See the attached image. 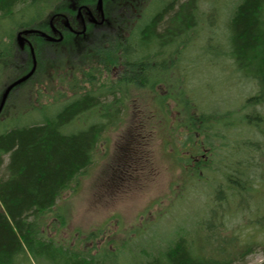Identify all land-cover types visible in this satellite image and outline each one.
I'll use <instances>...</instances> for the list:
<instances>
[{"label": "trees", "instance_id": "trees-1", "mask_svg": "<svg viewBox=\"0 0 264 264\" xmlns=\"http://www.w3.org/2000/svg\"><path fill=\"white\" fill-rule=\"evenodd\" d=\"M65 1L69 0H29L25 9L44 11L49 4L52 13L65 12L69 8ZM144 1L107 0L108 25L99 30L103 31L99 36L88 30L86 38L79 41L67 36L58 45L39 39L33 42L37 61L34 78H41L46 70L63 71L67 89L56 91L55 77L46 76L45 89L49 88L52 96L33 92L32 81L10 93L9 98L19 94L23 105L32 104L34 94L41 103L39 108L31 105L27 110L38 119L0 124V167L3 156H8L5 175L0 178V264H120V256L115 257L108 249L91 253L83 244L89 239H83L82 234L71 245L63 237L69 219L57 201L67 192L75 193L83 177H88L89 167L99 162V144L108 142L109 134L122 127L124 115H128L121 114L120 108L126 110L124 99L133 89L150 93L153 110L149 109V116L156 128L161 125L165 136L169 189L173 196H179L167 213L177 214L180 205L191 200L201 204L210 216H193L197 223L191 229H196L194 233L187 230V244L179 240L165 246L158 241L151 248L143 245L133 250L135 237L126 239L121 243L123 264H231L237 258L242 261L254 246L264 248V113L259 109L264 105V0H225L229 5L225 14L216 0H161L156 13L137 34L150 9L147 5L139 12ZM19 3L0 0V20L12 17ZM204 4L210 11L204 12ZM215 15L219 26L212 23ZM42 16H21L26 20L16 28L43 31L46 19ZM160 26L164 29L158 34ZM199 26L200 30L220 34L224 27L232 52L217 53L210 45L208 51L212 56L216 53L229 58L232 69L234 62H241V73L257 84L256 94L236 108H203L193 89L185 84V68L172 73L169 63L173 62L165 64L166 57L173 59L178 53L176 49L182 52L188 43L187 33H197ZM213 36L208 35V39ZM11 43L14 35L0 53V64L8 68L10 81L32 65L28 50L16 49L14 58ZM176 59H181V53ZM10 81L0 82V91ZM159 84L163 93L156 91ZM47 99L51 101L46 103ZM172 114L175 116L169 117ZM153 137L142 135L138 127L133 134L130 126L125 136V146H130L126 160L129 168L139 163L136 154L143 139ZM104 158L106 155L100 159ZM112 168H117V163ZM198 195L205 196L204 200L196 201ZM229 215L232 217L227 218ZM48 225L55 231L51 237L47 235ZM220 227L231 232L222 236ZM130 254L135 255L128 261Z\"/></svg>", "mask_w": 264, "mask_h": 264}, {"label": "rangeland", "instance_id": "rangeland-1", "mask_svg": "<svg viewBox=\"0 0 264 264\" xmlns=\"http://www.w3.org/2000/svg\"><path fill=\"white\" fill-rule=\"evenodd\" d=\"M28 1L29 0H20V3L14 9L13 16L0 20V53L3 52V49L8 48L10 35H14L15 43L16 32L23 30V28H16L21 21L26 20L21 16L27 15V18L31 19L36 17L37 14H42L46 22L48 21V17L52 13L53 8L48 9L49 4L44 3L48 6L44 11L33 8L27 12L25 8ZM119 1L120 0H116V3ZM228 1L229 0H227V2ZM111 2H109V4ZM160 2L161 0H146L141 3L144 6L143 8L139 6V12L147 5L150 9L138 26L136 31L137 34L140 29H143L144 23L156 13L160 6ZM227 2L225 0H216V4L223 7L221 10L222 14L227 12V8L229 7ZM76 3H78V5L88 4L94 6L95 0H69L67 2L65 1V7L67 8ZM202 8L204 12L210 11L206 4L202 5ZM67 11L68 9L65 10V12L58 10L55 11V13L66 14ZM208 16H210V14ZM212 23L214 26H219L220 20L218 15L212 18ZM160 27L156 30L158 34L164 29L163 26ZM200 27L201 26L198 27L197 33H192V30H190L187 36L185 35L186 38H188V43L183 47L182 52L180 51L181 49H176L177 51L175 52L178 53L172 55L173 59L166 57L165 64H168V61L173 62V64L169 63V68L171 67L172 73L179 72L182 68H185L182 70V76L186 81L185 84L190 90L193 89L197 100L201 102L203 108L215 111L227 107L236 108L247 98L256 94L257 84L241 73V68L239 67L243 65L241 62L237 61L239 62L237 64L234 62L232 69V62L229 58L225 56L220 58L219 54L217 55L215 52V55L212 56L213 53L211 55L208 51L207 48L210 45L217 53L224 51L227 53L232 52V45L226 41L227 32L225 28L223 27L221 29L220 34L219 32H206V29L200 30ZM102 32L103 31H94V33H97V36ZM208 35L211 37L214 36L208 39ZM185 36L184 39H186ZM26 38L27 37H25V39ZM177 40H179V38ZM34 41L35 39L32 41L33 46L35 44ZM14 43H11V49L13 48L15 50L14 58L17 59L16 54L18 52ZM177 45L178 43L175 44V46ZM219 45L221 46L220 48L217 47ZM24 48H26L25 44H23V49ZM27 50L28 48L26 51ZM21 52L23 51L21 50ZM179 52L181 53V59L177 61L176 56L180 55ZM47 54V52L44 53V55ZM48 56H50V53ZM158 59L159 58H157V60ZM16 63H18V61ZM68 66V68H71L69 63ZM68 68H66L65 71H67ZM29 71L24 72L22 75ZM45 72L46 73H44L41 78L40 75L34 78V72L26 81H32L30 83V88L32 87L33 92L41 91L40 94L43 93L46 95L50 93L48 92L49 88L48 90L45 89L47 83L46 76L48 78L51 76L55 77L54 85L56 87H54V89L56 91L60 92L67 89V85L62 79L64 78L65 81L68 79H66L63 71L57 70L55 73H52L48 70L47 73L46 70ZM0 76H2V81L0 80V82L10 81L8 79L10 77V72L8 68H4L3 64H0ZM20 85L14 89H17ZM3 88L4 87L1 88L0 94ZM163 90L164 87L162 84L156 87L157 92L163 93ZM129 91L131 92L130 95L124 99L126 110L120 108L122 110L121 114L125 113L128 115L126 117L124 115L122 127L119 125V129L109 134L108 142L101 143L98 147L99 157L102 158L103 155H106L107 158L101 160L98 157L99 162L93 163L92 166L89 167V175L87 177L86 174L83 177L77 191L72 195H70V192H67L62 199L57 201V204L62 206L61 212L68 216L69 219V225L63 231V237L71 241V245H74L77 238L79 237L80 239V234H82L83 239H89L83 244L91 250V253H95L98 248L108 249L111 253H115V257L120 256V264H123L124 260L122 256L125 255V252H122L123 247L121 248V243L126 239L131 241L135 237L133 241V250H138L143 245L151 248L152 246H156L158 241L165 243V246L166 243L178 242L179 240L182 241V244H187L190 237L187 230H191V232L194 233L196 229V227L191 229L197 223L195 221L196 218L194 219L193 216L195 214L205 218L210 216L209 214L206 215L208 211L202 208L203 206L201 207V204L191 200L183 202L177 214L174 212V214L170 216L172 213H167L170 203H176V201L179 200V196H173L169 189V182L171 181L169 163L163 154L165 153L163 150L165 136L163 131H160L161 125H158V128H156L155 123L151 121V117L149 116V109L153 110L150 105V93L138 91L136 89ZM15 93H18V91L16 90ZM50 94L51 96L54 95L52 93ZM9 96L7 98L8 100L5 102V109L0 115V124L5 123V125H7L14 119L16 122L22 124L23 122H29L32 119L39 118L38 115L27 112L31 105L39 108L40 101L37 102L39 95L34 94L32 104L30 105L19 103V94L12 98H9ZM50 101L51 99H47L46 103ZM172 103L173 102H170L169 106ZM259 109L263 114L264 105L259 106ZM173 116L175 115H169L171 118H173ZM130 126H133V134L137 132L138 127L142 135H154L152 139L144 140L142 138L143 141L141 144L143 145L137 149L138 152L136 154L139 163L134 168H129L128 164H126L128 162L126 160L128 159L127 153L130 146H125L127 144L125 136ZM151 130L154 131L150 133ZM145 141L148 144H146ZM120 151H123V154H120ZM2 159L4 162L0 167V178L5 175L4 168L8 161V156L5 155ZM123 160L124 162H122ZM115 163H117V168L113 170L112 166ZM172 196L175 197L174 201H172ZM204 198L205 196L202 197V195H198L196 201H203ZM225 209L222 212H224ZM245 215L247 216L248 214L246 213ZM226 217L230 218L232 216L229 215ZM236 222H240V220H236ZM216 224L217 222L215 221V225ZM229 226L232 228L234 227L233 224ZM220 228L221 230H218V232H220L222 236L224 232L225 234L227 231L229 233L231 232V229L225 231V227ZM46 229L48 237L55 234V231L50 229V225H48ZM100 229L102 230L99 231ZM139 235H143V237L140 239ZM183 246L185 248V245ZM148 250L151 251L150 249ZM132 255H129L128 261H130V256ZM132 262H134V260ZM231 264H264V248L254 246L251 252L245 256L242 261L237 258Z\"/></svg>", "mask_w": 264, "mask_h": 264}, {"label": "flooded vegetation", "instance_id": "flooded-vegetation-1", "mask_svg": "<svg viewBox=\"0 0 264 264\" xmlns=\"http://www.w3.org/2000/svg\"><path fill=\"white\" fill-rule=\"evenodd\" d=\"M106 1L107 0H101V11H102L103 17L101 16V13L97 7L98 0H95L94 6L88 5V4L78 5V3H76L75 5L69 6L66 14L65 13L64 14L62 13L50 14L48 17L49 19L46 22L45 29L43 31L34 29L36 30L35 33L28 34L26 37L30 41L31 44L34 39L36 40L39 39L48 44L58 45L62 43L67 36L73 38V40L75 41L83 40L86 38V33L88 30L99 31V30H102L106 25H108L107 15L109 12L107 9L108 6H106ZM88 13L90 15H88ZM51 17L53 18L50 23ZM54 29L56 31H54ZM83 29H85L84 35L80 33V31H83ZM40 33L51 35L55 39H58L59 36L61 35L62 40L61 41H48L46 40L45 37H42ZM24 44L25 46L28 45L26 42ZM26 49L27 48H24L22 51L26 53Z\"/></svg>", "mask_w": 264, "mask_h": 264}, {"label": "water", "instance_id": "water-1", "mask_svg": "<svg viewBox=\"0 0 264 264\" xmlns=\"http://www.w3.org/2000/svg\"><path fill=\"white\" fill-rule=\"evenodd\" d=\"M97 7H98V10L100 11L101 13V16L103 17L102 15V11H101V0H98V4H97ZM87 8V7H86ZM81 9V8H80ZM88 15H90L88 13ZM92 16V15H91ZM52 18L50 19V23L52 21ZM54 31H56L54 29ZM31 33H35V30H22V31H19L17 34H16V38H15V41H16V44L17 46L22 49L23 48V44L24 42L26 41L28 43V46H29V49H30V54H31V59H32V68L31 70L26 73L24 76L20 77L19 79L13 81L12 83H10L9 85H7L4 90L2 91V93L0 94V113L4 107V104L10 94V92L15 88L17 87L18 85L24 83L25 81H27L32 75L33 73L35 72V68H36V61H35V56H34V52H33V48L31 46V44L25 39V35L27 34H31ZM81 34H85V29H83V31H80ZM42 37H45L46 40L48 41H61L62 40V36L60 35L58 39H55L54 37H52L51 35H46L45 33H40Z\"/></svg>", "mask_w": 264, "mask_h": 264}, {"label": "bare ground", "instance_id": "bare-ground-1", "mask_svg": "<svg viewBox=\"0 0 264 264\" xmlns=\"http://www.w3.org/2000/svg\"><path fill=\"white\" fill-rule=\"evenodd\" d=\"M39 32V31H38Z\"/></svg>", "mask_w": 264, "mask_h": 264}]
</instances>
